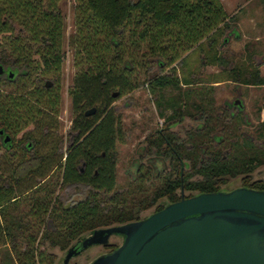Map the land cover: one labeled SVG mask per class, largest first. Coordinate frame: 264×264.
Returning <instances> with one entry per match:
<instances>
[{
	"label": "trees",
	"instance_id": "16d2710c",
	"mask_svg": "<svg viewBox=\"0 0 264 264\" xmlns=\"http://www.w3.org/2000/svg\"><path fill=\"white\" fill-rule=\"evenodd\" d=\"M61 1L0 0V63L14 70L12 76H0V145L6 151L0 158V241H10L15 252L3 264H57L50 248L68 249L97 228L140 219L143 209L166 204L157 203L160 198L167 203L180 198L181 186L188 194L227 190L232 188L227 179L241 174L240 185L264 188V177L251 175L264 163V115L256 136L242 131L235 135L237 129H229L231 136L215 133L212 138L215 123L223 120L232 128L226 118L237 121L239 111L234 114L231 109L227 117L214 107L206 89L192 87V77L175 73L173 62H185L204 40L206 62L224 69L218 34L226 33L225 43L228 34L238 37L240 32L237 15L228 14L221 0H72L68 43L78 68L69 92L75 133L64 150L62 137L53 135L65 55L66 12ZM260 63L257 59L250 69L234 63L223 76L264 83ZM47 76H52L51 84ZM219 79L217 75L214 80ZM143 82L159 91L160 106L171 107L169 113L159 109L166 121L198 112L205 124L187 128L184 138L168 126L148 135L150 146L172 158L174 170L152 191L140 180L147 176L143 170L135 185L118 189L116 143L125 139L126 130L113 101ZM182 82L188 87L182 89ZM167 86L177 92L163 97ZM92 105L96 109L86 114ZM4 132L10 139H4ZM48 137L56 140L49 148ZM184 158L187 166L182 173ZM53 166L61 170L60 178H45ZM78 189L80 196L75 195ZM27 190H31L27 214L32 220L11 210L10 203ZM33 226L36 230H30ZM117 245L109 244L108 250Z\"/></svg>",
	"mask_w": 264,
	"mask_h": 264
},
{
	"label": "rangeland",
	"instance_id": "374dc122",
	"mask_svg": "<svg viewBox=\"0 0 264 264\" xmlns=\"http://www.w3.org/2000/svg\"><path fill=\"white\" fill-rule=\"evenodd\" d=\"M62 7L66 12V38L64 43L65 55L61 69V102L58 112V125L54 128V138L62 137V148L66 149L69 141L72 139L75 131L71 128L73 112L71 108V95L69 88L73 83V75L78 66L75 64L73 48L68 43V35L73 28V9L72 0H62ZM238 30L240 32L239 37L233 34H228L229 39L224 43L222 42L225 32L218 34L216 40L217 49L224 56L226 62L224 69L221 70V66L218 63L206 62V52L208 49V41L204 40L203 47H197L190 51L186 57L185 62L181 63L179 59L173 62L176 65V71L180 77L190 76L193 78L192 87L204 88L207 90V97L212 98L214 107L223 111L224 115L228 116L229 110H234L240 113V119L237 121L226 118L227 123H231L232 128L222 124L224 121H218L215 123L212 132L216 134H224L229 137L232 134L229 129L235 130V135L243 133H251L258 135V129L256 125L258 121L264 115V83H246L235 78H225L226 70L229 69V65L238 63L241 66H246L248 69L252 67L254 61L259 59L261 73L264 74V11L259 12H237ZM230 63V64H228ZM172 65V64H171ZM171 65H168L165 70H169ZM143 74V72H140ZM219 75V80H214ZM52 76H47V79H51ZM188 85L181 83V88H186ZM172 92H177V88L167 86L163 88V97H168ZM159 98V91H153L147 85V83H140L130 91L117 94L113 103L117 106L118 111L122 114L123 125L126 130V137L124 140L117 141V163H116V186L115 188L124 189L125 187L133 186L136 183V179L139 178L138 169L134 171L131 166H134L135 161L142 160L141 170L147 171V176H140L141 182L147 187L149 191H152L157 185L161 184V176H152V165H148L145 160L147 156L155 157L156 154H160L156 150L155 146H150L148 141V135L155 134L157 130L170 129L176 134V136L184 138L186 136V130L189 127H196L201 125L204 118L195 112L194 116L186 115L182 120L166 121L164 116L160 113L159 109L162 107L165 112L169 113L171 107L168 105L160 106L157 103ZM196 100L199 98L194 97ZM236 98L241 99V104L235 103ZM195 110V107H192ZM226 123V122H225ZM165 129V128H164ZM211 132V133H212ZM239 132V133H237ZM233 134V135H234ZM229 135V136H228ZM213 138V137H212ZM210 139V138H209ZM53 141V142H52ZM212 141V140H209ZM214 141V140H213ZM212 141V142H213ZM56 140H52L48 137L45 147L51 146ZM44 147V148H45ZM146 147V148H145ZM49 148V147H48ZM144 150H146L145 153ZM5 146L0 145V158L2 159L5 153ZM143 153V154H142ZM142 154V155H141ZM145 155V156H144ZM6 157V156H5ZM64 157V156H63ZM160 159V158H158ZM162 164L170 167V159L168 156H164L160 159ZM163 171V170H162ZM138 174V176H137ZM252 178L264 177V163L258 165L252 170ZM61 176V170L56 167L48 172L45 178L58 179ZM195 176H200L195 174ZM242 176L229 177L230 187H235L241 184ZM225 185V183H223ZM58 190V187H57ZM56 190V192H57ZM74 191V190H73ZM80 189L76 191L77 196H80ZM181 190H179L180 192ZM20 193L19 200L12 205V211L14 213L24 215L25 220L31 219L27 214L29 209V193ZM63 193H66V189H62ZM188 194L189 190H184ZM162 197L160 201L163 199ZM156 206V203L143 209L141 215L145 216L152 212ZM27 215V216H25ZM42 227V225H41ZM36 230V227H30V230ZM111 241L121 242L122 236L119 234H112ZM24 239V238H23ZM23 239H21L23 241ZM37 241V240H36ZM37 244V242H35ZM22 244L21 242L19 245ZM108 247L102 243H94L83 250L81 253L74 254L70 257L68 264H87L91 259L96 257L102 252H105ZM56 253L57 264H63V259L66 256L67 249L59 248L58 246L50 248ZM15 255L13 245L10 241H0V263H4L8 254Z\"/></svg>",
	"mask_w": 264,
	"mask_h": 264
},
{
	"label": "water",
	"instance_id": "95a60500",
	"mask_svg": "<svg viewBox=\"0 0 264 264\" xmlns=\"http://www.w3.org/2000/svg\"><path fill=\"white\" fill-rule=\"evenodd\" d=\"M4 71L0 63V76ZM95 109L92 105L85 113ZM10 137L6 133L4 139ZM113 231L123 232V241L87 264H264V188L238 185L182 194L140 219L95 229L68 248L64 264Z\"/></svg>",
	"mask_w": 264,
	"mask_h": 264
},
{
	"label": "flooded vegetation",
	"instance_id": "af4514ba",
	"mask_svg": "<svg viewBox=\"0 0 264 264\" xmlns=\"http://www.w3.org/2000/svg\"><path fill=\"white\" fill-rule=\"evenodd\" d=\"M9 69H12L11 67H5V71L2 73V74H9L8 73V70ZM234 102H235V100H234ZM235 103H237V102H235ZM238 104H241V103H238ZM185 117V116H184ZM183 117V118H184ZM183 118H181V119H179V120H182ZM177 122H178V120H177ZM204 120L202 121V123H201V125H198V126H196L197 128L198 127H203L204 126ZM2 133V132H1ZM6 133H8V132H4L3 133V137H4V135L6 134ZM10 134V133H9ZM215 134V132H212L211 133V135H212V137H213V135ZM10 139V138H9ZM73 140L71 139L70 141H69V143H71ZM146 148V147H145ZM146 152V150H144V152L143 153H145ZM142 153V154H143ZM141 154V155H142ZM157 156H155V157H151V156H147L146 157V159L147 160H145L146 161V163L148 164V165H152V169H153V173H152V176L154 175V176H156V175H158L159 177L161 176V178H163L164 176H165V174H168V173H170V171L171 170H174L173 169V162H172V158L170 157V156H168V155H165L164 153H160V154H156ZM145 156V155H144ZM164 156H168L169 157V159H170V164H169V168H168V166H165L166 164L164 163V165L161 163L162 161L160 160L162 157H164ZM158 158H160V159H158ZM186 158H184V159H181V172L183 173V169L187 166L186 165ZM142 160H138V161H135V164H134V166H131V169H134V171L135 170H137L138 169V171H137V173H139L140 171H141V168H142ZM116 163H117V160H116ZM163 170V171H162ZM136 172V171H135ZM182 173H181V175H182ZM137 176H138V174H137ZM181 191H180V193H181V196H182V194H186L185 192H184V188H183V186H181V189H180ZM161 199V198H160ZM160 199L158 200V202L157 203H159V202H164V203H167V199H165V198H163L161 201H160ZM156 207V206H155ZM155 209V208H154ZM154 211V210H153ZM146 216V215H145ZM128 222V221H127ZM123 223H126V222H122V223H116V224H113V225H119V224H123ZM93 232L94 231H92V232H90V233H88V234H86L85 236H83V237H81V238H78L73 244H76V243H79L81 240H83V239H85V238H87L88 236H90L91 234H93ZM119 234V235H121L122 236V240H121V242L123 241V238H124V235H123V232H121V231H113V232H111L109 235H108V237L106 238V239H104V240H100V241H97V242H91V243H89V244H87L85 247H83L78 253H81L83 250H85L87 247H89L90 245H92V244H94V243H102V244H104V245H106L107 247H109L108 245L109 244H112V243H118V245L121 243V242H115V241H111L110 240V236L112 235V234ZM72 244V245H73ZM71 245V246H72ZM109 249V248H108ZM106 250V251H109V250ZM68 250V249H67ZM77 254V253H76ZM71 256H73V255H71ZM70 256V257H71ZM70 257L68 258V260L67 261H69V259H70ZM64 259H65V257H64ZM64 259H63V264H64ZM67 264H68V262H67Z\"/></svg>",
	"mask_w": 264,
	"mask_h": 264
},
{
	"label": "crops",
	"instance_id": "0c3cea01",
	"mask_svg": "<svg viewBox=\"0 0 264 264\" xmlns=\"http://www.w3.org/2000/svg\"><path fill=\"white\" fill-rule=\"evenodd\" d=\"M228 14H237L239 11H264V0H221ZM238 19V16H237ZM238 27V22L236 20ZM239 37V36H238Z\"/></svg>",
	"mask_w": 264,
	"mask_h": 264
}]
</instances>
